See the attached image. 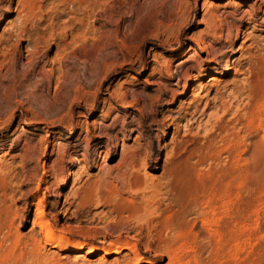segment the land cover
Wrapping results in <instances>:
<instances>
[{
  "label": "rangeland",
  "instance_id": "obj_1",
  "mask_svg": "<svg viewBox=\"0 0 264 264\" xmlns=\"http://www.w3.org/2000/svg\"><path fill=\"white\" fill-rule=\"evenodd\" d=\"M206 1L0 2V264H264V0Z\"/></svg>",
  "mask_w": 264,
  "mask_h": 264
},
{
  "label": "bare ground",
  "instance_id": "obj_2",
  "mask_svg": "<svg viewBox=\"0 0 264 264\" xmlns=\"http://www.w3.org/2000/svg\"><path fill=\"white\" fill-rule=\"evenodd\" d=\"M3 1H7V0H0V2H3ZM213 4L214 3L211 0H208V1L205 2V6H207V7H210ZM22 33L23 32H19L18 36H21ZM242 33H243V31L240 32V34H242ZM220 37H222V36L220 35ZM239 38H240V36L236 37V40H239ZM209 48H210V46L208 44H204L202 46V50L204 52H208L207 50ZM189 50H190V48H188L186 50V52H189ZM184 64H185V62H182L180 65L182 66ZM234 67H235V65H234L233 61H230L227 64V66H226L225 73H229L230 71H232L234 69ZM188 68L191 69V68H193V66H190ZM198 69L199 70H204V73H207L209 68H202L201 67V68H198ZM215 69H216V73L215 74L217 75L218 72H220V70L218 68H215ZM170 76L173 77V75H170ZM195 76H196L195 74H189L188 75V79L186 80V84H185V88L186 89L189 88V85L192 82V80L194 78H196ZM210 80L214 81V80H218V79L216 77H211ZM197 85L198 86H202L201 83H197ZM118 99H122V98L118 97ZM175 101H177V100H175ZM251 101H252V98H250L249 103ZM124 105L127 108L131 107V105L129 103H124ZM224 109H225L224 113H227L228 110H229L228 105L224 104ZM202 114H204V112ZM207 115H208V117L210 116V114H207ZM257 115H259V113H257ZM259 121H260V125H261L262 119H259ZM104 130H109V129L104 128L103 131ZM103 131H102L103 134H107L106 132H103ZM263 140H264V134H263ZM103 143H104V141H102V139H99L97 141L95 140L94 145L98 146V145H102ZM72 147H74V145H72ZM160 150H163L162 146L160 147ZM263 151H264V143L256 145L255 149H253V151H252V157L255 158L258 154H262ZM127 163H128L127 165H130L132 163V160L128 161ZM41 181H42V179H41ZM68 182H69V177L62 182L61 186H65L66 184H68ZM244 200H246V198H244ZM32 227L33 228H36V227L39 228L41 230V232H42V235H43V238L45 239V241L51 240L53 242V248H55V246H59L61 244L67 245V244L70 243L68 240L64 239L62 237V235L55 233L51 221L45 217V211L42 208L40 202L37 203V207L35 209V219L33 221ZM203 228L207 231V234L209 236H217V238H219V240H222V239L225 238V232L221 228V223L219 221H216L214 219H207L206 218L204 220V222H203ZM181 229L182 228H180L179 231L176 233V239H179L178 237H183L184 236V233H183V231ZM245 229H246V227H245V220H244L243 230L245 231ZM185 237H187V236H185ZM196 237L197 236H195V238ZM39 246H40V244H39ZM82 249H83V246L81 244L80 245H76L74 247V249H71L70 251H67V253L72 255V254H75V253H79ZM126 249L132 250V252H133V254L135 256L136 264H139L141 262V257H139L138 252L135 249H131V248H129L126 245H119V246L116 247V249L113 252L116 255H120ZM219 249H221V248H219ZM103 251L106 254H108V255L111 252L109 248H104ZM167 254L169 256V260H170L171 264H173L174 261H175L174 264H179L180 257L178 256L177 253L169 251ZM144 263L145 264H154V261H151L150 259H146L144 261Z\"/></svg>",
  "mask_w": 264,
  "mask_h": 264
}]
</instances>
